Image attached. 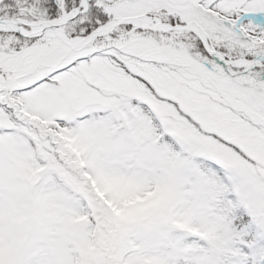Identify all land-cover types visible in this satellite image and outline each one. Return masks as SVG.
<instances>
[{
	"label": "snow or ice",
	"instance_id": "1",
	"mask_svg": "<svg viewBox=\"0 0 264 264\" xmlns=\"http://www.w3.org/2000/svg\"><path fill=\"white\" fill-rule=\"evenodd\" d=\"M0 264H264V0H0Z\"/></svg>",
	"mask_w": 264,
	"mask_h": 264
}]
</instances>
